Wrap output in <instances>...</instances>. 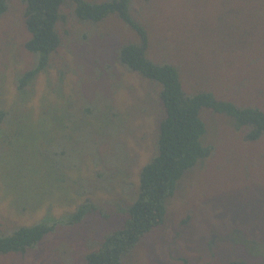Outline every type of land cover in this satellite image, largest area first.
<instances>
[{"label":"rangeland","instance_id":"rangeland-1","mask_svg":"<svg viewBox=\"0 0 264 264\" xmlns=\"http://www.w3.org/2000/svg\"><path fill=\"white\" fill-rule=\"evenodd\" d=\"M7 3L0 232L33 223L53 231L24 253L0 256V264H86L130 218L140 172L157 155L161 87L117 61L121 45L140 42L134 31L116 16L81 22L68 1L49 67L18 91L33 56L24 48V5ZM132 10L147 32V58L176 68L186 93L264 111V0H132ZM200 118L210 155L182 176L164 222L122 264H264V137L245 140L242 128L210 109ZM80 207L85 214L72 224Z\"/></svg>","mask_w":264,"mask_h":264},{"label":"trees","instance_id":"trees-1","mask_svg":"<svg viewBox=\"0 0 264 264\" xmlns=\"http://www.w3.org/2000/svg\"><path fill=\"white\" fill-rule=\"evenodd\" d=\"M20 1L24 5L23 20L30 35L24 48L33 56V66L17 78L18 91H24L49 67L51 55L61 41L57 29L60 9L68 1L75 5V16L81 22L99 24L116 16L134 31L140 42L121 45L116 52L117 61L126 70L138 73L161 87L159 100L164 114L159 123L158 152L140 172L139 191L130 208V218L119 231L107 237L97 250L85 256L86 264H122L123 258L140 239L164 222L166 201L173 196L182 176L210 155L211 149L201 142L206 133L200 118L202 109L225 114L238 129L245 131V140L249 142L264 137V111L258 107H240L218 100L211 93H186L176 68L155 64L147 58V32L136 21L132 0H105L102 3L84 0ZM7 11V0H0V17ZM5 116L6 113L0 111V119ZM82 208H78L71 216L72 224H77L83 218L85 211ZM49 224L33 223L17 227L10 233L0 232V256L24 253L33 248L53 231V226ZM182 264H187L186 260H182ZM227 264L253 263L234 260Z\"/></svg>","mask_w":264,"mask_h":264}]
</instances>
